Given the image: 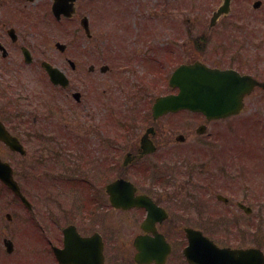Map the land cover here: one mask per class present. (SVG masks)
<instances>
[{
    "label": "flooded vegetation",
    "instance_id": "flooded-vegetation-1",
    "mask_svg": "<svg viewBox=\"0 0 264 264\" xmlns=\"http://www.w3.org/2000/svg\"><path fill=\"white\" fill-rule=\"evenodd\" d=\"M58 1L71 4L69 15H53L55 0H0V130L25 150V155L12 151L0 136V161L10 166L20 190L30 197L31 174L38 166L30 161L29 147L33 153L42 148L45 203V219L24 221V229L13 226L9 214L8 230L0 231V264H81L77 252L63 253V262L54 253L65 248L66 229L68 235L80 238L97 236L101 264H113L112 257L117 260L118 244L124 245L120 255L129 261L124 264H191L185 248L207 240L219 249L263 251L244 236L255 239L264 228V28L243 27L233 17L241 13L246 18L248 5L255 12L264 11V0H231L229 12L201 32L189 27L187 0H136V4L127 0L129 7L121 6L124 0ZM111 3L122 11L115 29L107 22ZM131 14L137 19L132 34ZM178 15L183 27L177 24ZM57 34L63 40L46 43ZM192 35L198 37L195 42ZM210 39L234 53L222 66L200 59L202 63L232 69L257 82L244 97V106L248 100L253 105L246 118L249 132L235 122L239 115L208 120L179 111L153 120L151 99L146 100L149 93L134 92L122 98L123 113L116 121L122 133L112 140L107 84L168 82L177 66L192 60L185 48L205 49ZM236 57L241 61L232 60ZM45 63L63 73L65 87L53 85ZM36 83L42 84L39 95ZM173 117L185 121L180 133L170 134L161 127ZM136 123L147 127L136 132ZM193 146L201 150H187ZM117 179L130 182L134 196L152 209L113 208L106 186ZM4 193L14 199L0 182V198ZM63 204L93 217L94 224H62L50 207L64 209ZM111 223L121 230L117 244L109 236ZM156 236L169 247L164 260L135 263L134 256L141 254L135 240L153 242ZM5 240L12 242L10 253ZM154 254L158 255L157 248Z\"/></svg>",
    "mask_w": 264,
    "mask_h": 264
},
{
    "label": "rangeland",
    "instance_id": "rangeland-1",
    "mask_svg": "<svg viewBox=\"0 0 264 264\" xmlns=\"http://www.w3.org/2000/svg\"><path fill=\"white\" fill-rule=\"evenodd\" d=\"M134 4H136V0H133ZM120 2V1H119ZM219 0H187V7H189V9H186L187 15L188 17L191 19V28H196L198 31H200V28H207L209 25V19L211 17V13H212V9L217 6ZM237 4V3H236ZM130 5H132L129 1L124 0L123 5L124 7H129ZM177 3H175L173 6L177 7ZM144 7V6H143ZM248 9V15L246 16V18L242 17V14H238L237 15V19H235V15L234 17L231 16V18L233 17V20L235 22H237L238 24L242 25L243 27H257V28H264V11L263 9L255 12L251 9L250 5L247 6ZM200 8V9H199ZM203 8L206 9V11L203 10ZM178 12H179V8H177ZM131 11L134 13L133 15L136 14V6H134L133 8L131 7ZM121 8H118L117 5H115L114 3H111V7H110V11L107 17H109V20L107 18V22L111 25L112 29H115L116 24H118L121 21L122 18V13H121ZM131 14V18H130V24H129V33H134L132 32V30H135V28L137 27L136 21L137 19H134V16ZM175 16L177 15V13L174 14ZM124 17V16H123ZM196 18V21L194 20ZM175 19H177V24H179L180 26L182 25V22L179 21L181 20V17H179V15L177 17H175ZM198 19V20H197ZM230 20V19H228ZM192 21H195L197 25H194L192 23ZM198 22V23H197ZM114 24V25H113ZM167 23H164V25L162 26H166ZM190 24V23H189ZM188 26V23L186 24ZM183 27V25L181 26ZM201 32V31H200ZM197 34H199L198 32H196ZM49 34H51V32H49ZM201 36V35H200ZM50 37V35H49ZM192 40L194 39V42L196 40L197 35H192ZM52 38V37H50ZM64 37L60 36V35H55L52 39H50L49 41H47L46 43H52L53 41L56 40H63ZM211 40V41H210ZM209 43H207V48L204 49V51L202 52L201 46H191V48L187 49V47L185 48L186 53L189 55L190 59H201L202 61H206V62H210V63H214L218 66H222L223 64H227L230 59L233 56V51L228 52L229 50H222L223 48L221 46H218V42H216L215 40L210 39ZM199 44V41L197 42ZM251 53V51H249ZM224 53V54H223ZM220 55V58H219ZM232 55V56H231ZM228 56V57H227ZM224 57V58H223ZM227 57V58H226ZM232 60H236V61H241L240 57H236V59H232ZM140 83H142V81H140ZM108 86H110L109 88V93L111 95V138L112 140L115 139L116 137H118V135H121L120 133H122V131L120 130V128L116 125V120L122 116L123 113V101L122 98L125 94L127 93H134V92H138V93H147L145 92L146 90H148L149 94L146 96V100L148 101V99L152 98L154 99L156 96H158L159 92L165 91L167 90L166 88V83L163 82L161 85H158L160 87H155L153 84H149V83H142V84H137L135 86H132L133 84H129V82H111L110 84H107ZM41 86L42 84L40 83H36L34 84L35 87V91L38 93V95L41 92ZM99 86V85H96ZM100 90V89H99ZM151 99V102H152ZM147 101L142 102L144 106H146ZM151 102L148 104V107L150 106ZM262 106H264V104H262ZM253 108L252 102H250V100H248L245 104V108L244 110L241 112V114L239 116H237L236 118H234L235 122L237 123H241L244 124V128L246 129V132L248 131V126H247V120L246 118H248V110L249 108ZM139 122V121H138ZM183 122H185L183 119L181 118H177V117H173L170 118L168 120V122H161V127H164L165 131L169 132L170 134H174V133H180L182 126L184 125ZM136 126H138V130H136V132H142L143 129L146 126L145 123L143 124H139L136 123ZM133 131H135V129H133ZM140 134V133H139ZM250 135V133H249ZM186 147H188V144L186 145ZM197 149H200V147H190L189 149H187L188 151H194V153L197 152ZM30 153L28 154L30 157V161L34 160V148L29 147ZM28 150V152H29ZM201 150V149H200ZM40 151V148L36 147V153L40 154L42 152H37ZM35 161V160H34ZM259 165V162H256ZM113 173V172H112ZM111 173V174H112ZM32 176L36 177V178H42V175H35L32 174ZM36 179L31 178L30 179V194L31 196L28 197V199L30 200V202L33 204L32 205V210L31 213H29V211H27L22 205L21 203L16 200L13 199L11 194H3V196L0 198V231H6L8 230V227L10 226V223L7 224V221L5 219V214L9 213L10 216H12V220L14 221V225L17 229H24L23 226H25L27 223H25L24 221H29L30 219H45L44 216H42V212H43V205L45 204L43 202L42 199V185L40 186L39 184H37ZM29 194V195H30ZM63 207H65L64 209H60L58 208H53L50 207L52 209L53 212H55L56 214L59 215V218L53 216L54 218L58 219L62 224L67 223V222H77V223H81V222H85L87 224H94L93 221V217L91 219L88 218V216L85 215L84 212L78 211L77 208H73L70 204H63ZM60 212V214H59ZM98 216V215H96ZM102 215H99V217H101ZM95 217V216H94ZM263 217H264V212H263ZM114 218V214L110 213L109 215V219L113 220ZM87 220V221H86ZM121 230L119 229V227L113 225L111 223V227L109 230V236L111 235V239L112 242H116L119 243L120 240V232ZM10 234V232H8ZM250 235H245L244 237L246 238L245 240H252L255 241V244L257 246H260L263 251H264V228H261L260 232H257L255 234V239H248L247 237ZM263 240H259L262 239ZM18 241H20V238L18 239ZM121 243V242H120ZM124 245H117V248L115 251V253L117 254V260L114 259L113 257L111 258V262H113V264H124L125 262H129L127 259V256H123L120 255L122 254L125 249L123 250Z\"/></svg>",
    "mask_w": 264,
    "mask_h": 264
},
{
    "label": "water",
    "instance_id": "water-1",
    "mask_svg": "<svg viewBox=\"0 0 264 264\" xmlns=\"http://www.w3.org/2000/svg\"><path fill=\"white\" fill-rule=\"evenodd\" d=\"M228 1L225 0V6L219 9L218 13L225 12ZM50 74L55 76L52 73ZM178 77L179 80H177ZM174 79V86L179 88L178 95L159 98L153 107L154 117L183 108L200 111L208 118L236 114L241 108L242 97L248 92L251 85L246 78L239 77L236 74L233 77L226 76V72L208 69L198 63L178 68L174 74ZM10 147L13 150L21 151L17 143H11ZM0 180L11 188L28 206L16 183L12 180L10 169L2 163H0ZM118 182L121 183V181ZM119 183L114 182L107 187L111 195V202L114 205L119 204L122 199L127 197ZM133 204H136V200L128 202V206ZM66 244H72V240L68 235L66 236ZM149 245L147 246L148 251L152 249V244L149 243ZM197 246L199 244L193 246L192 249V252L196 255L194 262L197 264H228V261L230 264H235L236 262L234 252L227 254V251L222 252L214 246L209 245L212 248L207 249L198 248ZM254 253V264H263L262 254L257 250ZM251 264L253 263L251 262Z\"/></svg>",
    "mask_w": 264,
    "mask_h": 264
}]
</instances>
